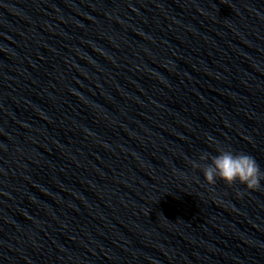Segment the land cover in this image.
<instances>
[{
	"label": "clouds",
	"instance_id": "1",
	"mask_svg": "<svg viewBox=\"0 0 264 264\" xmlns=\"http://www.w3.org/2000/svg\"><path fill=\"white\" fill-rule=\"evenodd\" d=\"M208 154L200 157L201 161L207 160ZM193 167H200L193 163ZM203 175L205 180L214 185L217 178L226 184L232 185L235 182L246 185L249 190H256L260 187V181L264 179V173L254 157L240 153L234 154L232 151L220 150L218 155L211 157V163L204 165Z\"/></svg>",
	"mask_w": 264,
	"mask_h": 264
}]
</instances>
